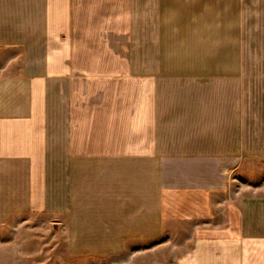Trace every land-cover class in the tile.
<instances>
[{
  "label": "crops",
  "instance_id": "0c3cea01",
  "mask_svg": "<svg viewBox=\"0 0 264 264\" xmlns=\"http://www.w3.org/2000/svg\"><path fill=\"white\" fill-rule=\"evenodd\" d=\"M30 215L72 257L185 225L173 264H264V0H0V226Z\"/></svg>",
  "mask_w": 264,
  "mask_h": 264
},
{
  "label": "rangeland",
  "instance_id": "374dc122",
  "mask_svg": "<svg viewBox=\"0 0 264 264\" xmlns=\"http://www.w3.org/2000/svg\"><path fill=\"white\" fill-rule=\"evenodd\" d=\"M178 229L159 240L155 247L154 242L137 243L119 255L80 258L70 255L65 236L47 218H13L0 226V264H173L193 242L188 226Z\"/></svg>",
  "mask_w": 264,
  "mask_h": 264
}]
</instances>
